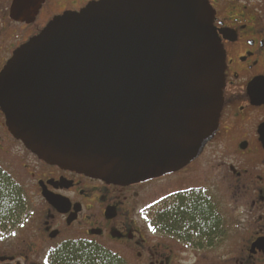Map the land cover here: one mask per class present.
Instances as JSON below:
<instances>
[{"label": "flooded vegetation", "instance_id": "flooded-vegetation-1", "mask_svg": "<svg viewBox=\"0 0 264 264\" xmlns=\"http://www.w3.org/2000/svg\"><path fill=\"white\" fill-rule=\"evenodd\" d=\"M99 1L0 0V72L54 20ZM207 2L225 54L224 102L213 138L184 168L107 184L39 160L0 111V181L16 196L14 213L0 215V264H70L88 253L119 264H177L182 254L189 264H264V0ZM185 196L205 205L213 230L161 225ZM140 210L147 228L132 220Z\"/></svg>", "mask_w": 264, "mask_h": 264}, {"label": "water", "instance_id": "water-1", "mask_svg": "<svg viewBox=\"0 0 264 264\" xmlns=\"http://www.w3.org/2000/svg\"><path fill=\"white\" fill-rule=\"evenodd\" d=\"M207 0H100L0 72L11 136L60 169L130 186L195 160L218 129L225 54Z\"/></svg>", "mask_w": 264, "mask_h": 264}, {"label": "trees", "instance_id": "trees-1", "mask_svg": "<svg viewBox=\"0 0 264 264\" xmlns=\"http://www.w3.org/2000/svg\"><path fill=\"white\" fill-rule=\"evenodd\" d=\"M16 196L6 184L0 181V215H12L14 213V205L16 204ZM193 198L183 197L175 203V210L162 219L161 225L164 228L177 230L181 232L183 229L194 230L202 235L207 231L213 230L210 224L213 220L212 215L207 211L205 205L196 204ZM208 224L210 227L208 228ZM189 231V232H190ZM89 255H71L66 258L68 263L73 264H119L110 257H95L94 254Z\"/></svg>", "mask_w": 264, "mask_h": 264}, {"label": "rangeland", "instance_id": "rangeland-1", "mask_svg": "<svg viewBox=\"0 0 264 264\" xmlns=\"http://www.w3.org/2000/svg\"><path fill=\"white\" fill-rule=\"evenodd\" d=\"M132 220L133 221H135L136 222V224L139 226V227H145V228H147L148 227V221L146 220V217L144 216V214L142 213V211L140 210L137 214H135V216L132 218ZM221 254V253H220ZM182 256H184L183 254H182ZM182 256L181 255H179V258H178V263L177 264H189V263H191V262H193V257L190 255V257H188V258H190V260H189V262L187 263V262H185V261H182ZM187 258V259H188ZM223 264V263H222Z\"/></svg>", "mask_w": 264, "mask_h": 264}]
</instances>
